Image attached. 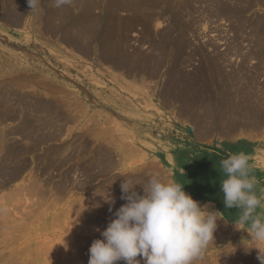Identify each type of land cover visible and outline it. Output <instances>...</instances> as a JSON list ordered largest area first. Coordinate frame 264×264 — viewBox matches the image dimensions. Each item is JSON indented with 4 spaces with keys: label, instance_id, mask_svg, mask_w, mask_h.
Segmentation results:
<instances>
[{
    "label": "bare ground",
    "instance_id": "6f19581e",
    "mask_svg": "<svg viewBox=\"0 0 264 264\" xmlns=\"http://www.w3.org/2000/svg\"><path fill=\"white\" fill-rule=\"evenodd\" d=\"M170 1L172 0H72V3L70 5H64L60 8H56L54 7L53 0H40L38 8H37L38 13H37L36 18H30L31 16L29 14L30 8L28 6L27 0H0V19L1 21L2 20L5 21L6 23L8 22L12 26L14 25V26L19 27L20 25H23L22 27L25 26L26 29H28L30 32H31V28H34L39 33H42V35L44 34L48 36V39L51 40L53 38L54 40L52 41H55L56 45L60 44V47L61 45H65L66 48H68L70 51L68 52L66 49L64 50L60 49L57 51L55 50L56 54L58 53V56L54 59L56 63L58 64H59V60H62L64 62L63 67L66 71L71 72V71H74V69H76L77 70L76 72L79 71L80 73L85 74L90 79V81H93L96 85L102 86V87L107 86V84L104 83L102 79L95 76L94 72L97 74H102V76L110 75V78L112 79V81H114L117 84L120 91L123 90L131 94L130 99H126L123 95L121 96L120 94H118L117 91L113 90L110 92L111 101L115 102V100H119L118 102L120 105L119 107L121 108V111L123 113L124 111H129V112L139 111L137 109L138 107L135 106L134 104L135 103L134 101H136L137 98H139V100L144 101V103H141V106H143L142 104H145V103L147 104L148 101H151V99L153 98V96H155L157 92L156 87L158 85V82L157 83L154 82L156 86L153 87V84H152L153 82H149V79H153L154 77L158 76L160 78V81L163 82L164 84V89L160 88L161 89L160 93L162 92L160 95L162 96L163 105L169 107V105H173L175 102L176 103L179 102L181 104L180 108L183 114L190 113L191 115L196 112L202 115L208 114V118L210 120L206 118L207 124H205V128L198 127L202 129L203 131L201 132V130H197L198 128H196L198 133L195 132V135L199 136L198 139L207 141V138L210 137L208 136V133L212 129L214 130L216 128L215 126L213 127L211 124L217 122V115L219 119L221 118V120L224 121L225 116L228 113L233 112L235 113L234 115L238 121L239 117L237 115L239 113H242V108L248 105L252 107V105L248 104L247 103L248 101L244 99L240 100V96H242L243 90H245V86L247 85L244 84L245 86L242 87L244 89L240 90L241 87L239 86L238 78L236 79L233 78L234 74L235 76H238L236 75L237 71L236 72L234 71V74L232 73L233 75H231L229 84L227 86H226L227 81L220 83V81L218 82L219 79L217 80V82L219 83V86L223 88L220 90L218 89V93L216 94L220 98L218 96H217L218 99L210 97L213 95H210L208 98L207 91L209 88H211V86H213L214 78L213 76L212 78H210L212 79L211 80L212 83L205 82L202 79L204 78L205 74H209V75L217 74L219 76H223V74L221 73V69H223V64L227 59L226 55H220L218 53L214 55H209L207 54L204 47L202 46L193 47L188 37L186 38V35H190V37L191 36L193 37V35H195L194 32L196 31L197 27L200 25L203 26L205 24L204 29H209L210 24L213 21H215L214 19H217V18L218 20L222 19V20H228V21L231 20L232 22H236L237 29L240 30V25H241V28L244 27L247 21V20L245 21V18L242 17L244 12L245 11L248 12L247 9L252 7L254 4L264 3V0H173L174 4L172 8L171 6H169ZM168 19L169 20L171 19V21L169 22ZM163 20H167L169 22L167 25V29L158 31L157 25H159V22ZM252 24L254 23H251V25ZM151 26L153 29H151ZM153 26H156V29H154ZM250 27L249 29H251ZM253 27L259 28L258 24L256 23ZM136 28H138L141 32L139 33V37L136 40V43L134 42L131 43V41L133 40L130 39V33L134 31ZM251 30H253V28ZM257 31L259 30L254 29V32H257ZM261 34L263 35L264 31H261L260 35ZM241 35H243V33ZM251 35H252V32H251ZM261 39L264 40V38H261ZM255 47L256 46H254L253 48ZM261 48L259 47L260 50L259 51L257 50L258 51L257 53L260 55V57L264 58L263 56L264 48L263 49ZM75 53L78 55H75ZM257 53L253 54L252 52L253 55H256ZM243 54L245 53H242V56ZM196 56L202 57L203 60L201 58L200 59L203 61V64L202 65L200 64L201 66L199 70H196V69H195L196 71L187 70L189 62L193 59L192 57H196ZM82 59H84L85 61H83ZM0 61H3V64L2 65L0 64V71H2V69L3 70L5 69L4 68L5 64H7L10 67V69H13L14 67L19 69V67L15 65L14 62H12L11 60L7 58L6 53L3 54L2 51H0ZM85 63L89 64L90 66H87ZM239 66H242V65L238 64L237 67L240 68ZM20 67L23 68L24 65H20ZM97 68L98 70H96ZM114 74H119V76L117 75L118 76L117 77ZM238 74H242V73L240 72ZM23 75H25V78L23 79L21 78L15 79V76L17 75H11V76H7V78L9 77V80L6 78L8 81L5 80L4 83L0 81L1 82L0 83V192L2 189L6 188L7 185H9L11 182L21 178L22 172H24L28 166V162L30 159L29 156L32 155V153L37 148H41L40 144H42L43 142L45 144L46 140H50V139L55 140L57 137H59L60 134L62 135V132H63L62 124H59V122L64 121L63 119L65 117L63 113L61 114V112H63L64 110L65 111L70 110L71 105H73L72 104L73 100H66L62 103H59V100L56 101L55 98H54L55 100L54 99L51 100L49 98L45 99L44 97V100H43L41 96L40 98H38L39 96L36 97L38 94L35 96L34 94L32 95L29 92H24L23 89L28 87V85H30L31 81L32 80L34 81V79H30L29 74L26 75L24 73ZM69 76L72 77V75H69ZM122 77L131 78V81L133 80L134 82L132 81L133 83L131 84V86H129L130 84L127 85L126 82H124ZM22 81L24 82L22 83ZM242 83H241V86H242ZM39 86L40 85H38V87ZM50 86H53V85H50ZM215 88H217V86H215ZM257 88H260V87H257ZM262 89L264 90V88ZM57 90L59 89L57 88ZM62 90L63 89L61 87V91ZM255 93H256V90H255ZM205 95L207 96L208 99L202 97ZM248 97H250V94L248 95ZM260 97L261 96L259 95V98ZM252 98L250 97L249 99H252ZM74 100L78 101L76 98ZM79 105L81 106V104ZM143 107L145 108V106ZM75 109H78V108L75 107ZM243 109H246V108H243ZM77 112L80 113L81 110ZM178 112H180V110H178ZM257 112L254 111L252 113L249 111L246 113V115H249L250 113H252L253 121H256V118H257V121L259 120V123L261 124L264 122V116H263L264 109L259 107V112L258 113ZM210 114L212 115L211 118L209 117ZM190 115H187V116L190 117ZM206 115L205 117H207ZM73 117L74 116H72V118ZM70 118H71V115L69 119ZM193 118L195 119L196 117H193ZM187 119L189 120V118ZM227 121L229 120H225L224 122L227 123ZM115 122H118V121H115L114 119H111L110 121L112 125H114ZM202 122L203 120L201 119L200 121H197L196 124L199 123V125H201ZM231 122H233V120ZM63 125H64L63 126L64 128L66 124L63 123ZM227 126H230V124L228 123ZM227 126H226V129H227ZM236 126H237V122L235 121L234 127L231 126L233 127L235 132H236ZM219 127L221 130H224L222 127H225V125L222 127L221 125H219ZM90 128L89 130H91ZM230 129L231 128H228L227 130H230ZM101 133L97 132V133H93V135H95L96 138L99 139L98 135H100ZM121 133L123 134L124 132H121ZM224 133H225L224 131H222V133L220 132L221 135H225V136L230 134V133H227V134H224ZM128 137H129L128 133H127V136L122 135V146L119 147L120 153L121 155L123 154L124 159H128L130 156H133V157L137 155L140 156L142 153L141 152L142 147L151 148V149L155 148L152 145L148 146L144 140L140 141L139 148L135 146V144L134 145L132 144L133 145L132 146L131 143L129 144L130 141L129 140L126 141L125 139V138L128 139ZM76 139L77 141L74 140V143H76L78 147H75L74 144L73 146L74 148H76L75 156H78L79 154L82 153L80 151L82 147V143L80 141L79 136H77ZM72 143L70 144L71 146H72ZM61 148L62 146L60 148L55 149L57 151L55 156H52V154L54 155L55 153L47 155L46 164L53 163V161L55 160L56 161L59 160L56 164L58 166L62 165L61 166V170H62V167H65L63 166V164L67 162V156H68L70 148L64 149V150H61ZM74 148H71V149H74ZM91 151H92L91 156H93V160L90 158L92 161L89 164V166L87 165L86 167V170L88 172V176L86 180H88L89 178V182L91 181L92 176H95L98 172L103 173L104 171L102 172V169L106 168L108 170L109 169L108 167H110V163H113L111 161V154H110L111 152L104 145L102 146V144L98 143V146L96 145L94 148L91 149ZM71 152L69 153V155L71 154ZM69 157L68 159L73 158L72 156H69ZM70 165L72 164L70 163ZM70 165L68 166L70 167ZM37 166H39V164ZM76 166L77 167L74 170L75 171L77 170L76 173H80L81 165L77 164ZM98 167L99 169L97 171L96 169ZM53 168L54 167H52L51 169L53 170ZM34 169L35 168H33V170ZM61 170L59 169V171ZM90 171H92L91 174H90ZM156 171L159 172V170H156ZM70 172L72 171L71 170L69 171V175L67 174L65 175V173L63 172L64 173L62 175L64 176L63 184L61 182L63 179L60 180L61 182L60 184L59 183L54 184L53 181L55 180L50 173H49V176H45L46 178L42 177L43 180H39L38 178H36L37 176H34L33 174L32 175L29 174V176H26L23 179V183L20 186L10 188L8 193H4V194L1 193L2 195H0L1 196L0 197V236H5V237L2 239V241H0V245L4 244V247L6 249H9L10 246H12L13 244L14 245L16 244L15 239L18 236L22 235L28 230H30L32 234V226L30 222L37 213L39 212L43 213L49 208L51 209L57 203H60L61 199L63 200V197L67 192L72 191L73 188L79 189L81 187L80 182L77 179L80 176V174L76 177L74 173L72 174ZM144 172L145 171H143L142 176L145 175ZM53 173L54 172H52V174ZM72 175L75 176V178L77 179L76 180L77 182H75L74 178L72 180V177H73ZM218 175L220 176V173ZM38 176L41 177V175H38ZM124 179L131 180V181H134L136 179L137 181V176L136 175L127 176ZM221 180L223 179L217 178V181L220 182ZM140 181H141V178L139 182ZM122 182L123 180H120L118 178V179H115L114 181L112 180L111 181L112 184L110 183V185L107 188H104L99 192L97 191L99 190L97 188H96L97 189L96 191L95 190L91 191L92 193L90 192L91 193L90 200L93 198L95 199V201L97 199L100 200L99 197L102 194L108 195L109 198L111 195V197L114 200V204H110L107 202L105 204H102V206L96 209L94 207L96 202L93 199V201L95 202L93 205L94 210L92 213L87 215L86 218L81 217V212L83 209H86L85 207L87 206L89 202L88 203L86 202L87 204H85L84 208H81L84 203L81 204L82 199L81 197H78L77 195L75 197L77 198L75 199L76 202H73V203H76L74 205L75 207L73 206L75 208L73 209L75 210L76 216L73 215L72 217L73 218L78 217V218L77 219L75 218L76 220V221L74 220L75 222L73 221L75 225H74V228L72 229H75V228L78 229V227L82 225V221H84V219H86L85 226H87L88 228H91V230L97 226L107 227L109 222L115 218L114 216L115 211L118 210L124 203H126L125 200H122L120 198L122 195L121 187H120ZM183 182H186V181H183ZM216 187L217 189L218 187L220 188L219 189L220 192L216 195L213 192H208L207 193L208 196L211 198L213 197L223 198V193L221 191V185H217ZM78 189H75V190H78ZM20 198H22V200H18V203L23 204V207L21 208L22 211L21 209L20 211L18 210L15 211V208L14 209L11 208L12 206H10V204L8 207L7 205L8 202L15 201V199L17 200ZM34 206L37 208L36 209L37 212L34 211L33 209H30ZM110 208L112 209V211H109ZM87 209H88V206H87ZM42 213L40 214L42 215ZM72 217L70 218L69 216L70 223L72 222L71 221ZM56 218H58V223L57 221L55 222L59 224L60 217L58 216V217H55L54 219ZM51 221H54V220H51ZM219 222L221 223L220 220ZM220 223L217 226V229L219 231H224V227L222 226L223 224L222 223L220 224ZM59 226L57 225V227ZM54 227L56 226L54 225ZM67 228L68 226L66 225V229ZM69 228H71L70 225H69ZM69 228L67 230H69ZM217 229L216 231H218ZM46 230H49V229H46ZM71 231L72 230H69L68 232L70 233ZM73 236L75 237H72L73 239H71L70 242H71V246L74 248V251H72L74 256L71 255L72 258L69 261H67L68 262L67 263L66 261H64L65 260L64 256L61 253L63 257L62 261H64L66 264H69L72 261H79L78 260V258L80 257L79 239L81 238L79 234L77 235V232H75ZM46 238L43 237L42 240H45L44 242L49 240ZM62 239L64 240V238H61V240ZM42 240H41V244L43 243ZM58 242H61V241L59 240ZM58 242L56 243L58 244ZM50 244H51V241H50ZM17 245H18V242H17ZM65 245L63 246L65 247ZM42 246H45V244ZM42 246L40 245L39 247L42 248ZM46 247H49V246H46ZM43 248L45 249L46 254L50 252L48 251L47 253L46 248L45 247ZM59 248H60V245H59ZM29 249L30 248L28 246H21L20 249H17V250L13 249L12 251L10 250L9 255H0V264H15L19 262V260L21 259L20 255H23V253L28 252ZM56 251L57 253H59L58 249ZM69 252L70 253L65 252V254L67 255V253L68 254L72 253L71 251ZM242 252H241V255L244 254ZM245 255L248 256V254H245ZM250 256L253 257L252 254H250L249 257ZM27 257L28 255L26 254L25 256H22V258H27ZM69 258L70 257L67 256V259ZM247 264H250V263H247Z\"/></svg>",
    "mask_w": 264,
    "mask_h": 264
},
{
    "label": "rangeland",
    "instance_id": "374dc122",
    "mask_svg": "<svg viewBox=\"0 0 264 264\" xmlns=\"http://www.w3.org/2000/svg\"><path fill=\"white\" fill-rule=\"evenodd\" d=\"M173 2H174L173 0L169 2V6H171V8L173 7V4H174ZM247 10H248V12L245 11L244 14L242 15V17L245 18V21L247 20L246 24L242 28L240 25V30L237 29V23L236 22H232L231 20H229V21L228 20H222V19L218 20V18H217V19H214L215 21H213L210 24L209 29H204L205 24L203 26L200 25L201 28H200V26H198L196 31H195L197 34L194 32L195 35H193V37L192 36L190 37V35H186V38L188 37V39L190 40V43L193 47L194 46L195 47H197V46L204 47L207 54H209V55H214L216 53H218L220 55H226L227 59L223 64V69H221V73L223 74V76H219L217 74L216 75L205 74L204 78L202 79L205 82H211L212 83V81H211L212 79H210V78H212V76L214 78V81H213L214 87L211 86V88H209L207 91L208 98L210 95H213L210 97L218 99L219 96L216 95L218 93V89L219 90L223 89L222 87L219 86L218 82L220 81V83H222L224 81H227L226 82V86H227L229 84V80H230L231 75L234 74V71L235 72L237 71L236 75H238V76H235V74H234L233 78L234 79L238 78L239 86L241 87L240 90L244 89L242 87H244L245 85H247V86L249 85L248 88H247V86H245V90H247V89L248 90L247 91L243 90V94H242V96H240V100L244 99V100L248 101L247 102L248 104L256 105V106H259L260 108L264 109V100H263L264 98H262V97H264V95H263L264 90L262 89V88H264V58L260 57V55L257 53L260 50L259 47L260 48L262 47L261 49L264 48V40L261 39V38H264V34L260 35V32L264 31V3L254 4L252 7L248 8ZM37 13H38L37 10L31 11V9H30V12H29V14L31 15L30 18H36ZM168 21L170 22L171 19L170 20L168 19ZM168 21L167 20L160 21L159 25H157V30L158 31L166 30L167 25L169 23ZM254 21H256V22H254ZM251 23H254V24L251 25ZM255 23L258 24L259 28L253 27L255 25ZM20 26L19 27L14 26V25L12 26L8 22L6 23L3 20L1 21V19H0V51H2L3 54L6 53L7 58L9 60H11L12 62H14L15 65H17L19 67V69L15 68V67L13 69H10V67L7 64H5V66H4L5 69L4 70L2 69V71H0V81L4 83L5 80H7V79L9 80V77L7 78V76H11V75H17V76H15V79L16 78L23 79V78H25V75H23L24 73L26 75L29 74L30 79H34V81L32 80L31 84L28 85V87H26L25 89H23L24 92H29L32 95L34 94L35 96L38 94L36 97L39 96L38 98H40V96H41V98L43 100H44V97H45V99L49 98L51 100H53L55 98L56 101L59 100V103H62L66 100H73V103H72L73 105H71L70 110H67V111L64 110L63 112H61V114L63 113L65 118L63 119L64 121L59 122V124H62V130L64 132V133L62 132V135L60 134L61 136L59 135L60 138L57 137L55 140L54 139L53 140L52 139L46 140L48 142L45 141V144H44V142L42 144H40L41 148H37L32 153V155L29 156L30 159L28 162V166H27L26 170L24 172H22L21 178L11 182L9 185H7L6 188L2 189L0 192V195H2L4 193H8L10 188L20 186L23 183V179L26 176H29V174L30 175L33 174L34 176H37L36 178H38L39 180H43L42 177L46 178L45 176H49V173H50L55 180V181H53L54 184H56V183L60 184L61 182L63 184L64 183V176H62V175L66 171L67 172L65 173V175L66 174L69 175V171L71 170L72 172H70V173H72V174L74 173V175H76V177L80 174V176L77 179L79 180L81 187L79 189L75 188L78 190H75L73 188L72 191L67 192L64 195L63 200L61 199V202L57 203L51 209L49 208L48 210H46L43 213L42 212L37 213L35 215L36 217L34 216L35 218L33 217V219L30 222V224L32 226V234H31L30 230H28L27 232L18 236L15 239L16 244L15 245L13 244L12 246H10L9 249H6L4 247V244H1L0 245V255H9L10 250L11 251L13 249L17 250V249H20L21 246H28L30 248L28 250V252H25V253H23V255H20L21 259L19 260V262L15 263V264H63V263L66 264L64 261H66V262L69 261L72 258L71 255H73L72 251H74V248L71 246L70 240L73 239L72 237H75L73 235L75 234V232H77V235L79 234V236L81 238V239H79L80 257L78 258L79 261H72L71 260L72 262H70L69 264H88L89 251H87V250H89L90 245H91V243H93L94 240L102 239L101 232L104 229H106L107 227H98L97 226L91 230V228H88L87 226H85L86 225V219H84V221H82V225L79 226L78 229H76V228L72 229V228H74V225H75V223H73V221L75 220V218L76 219L78 218V217H75L76 214H75V210H74L75 209L74 205L76 203H73V202H76L75 199H77V198H75V197L77 195H78V197H81V199H82L81 204L84 203L81 208H84L85 204H87L89 202L87 204L88 209L86 206L85 207L86 209H83L81 212V217L86 218L87 215H89L90 213L93 212V210H94L93 205L95 202L96 203H95L94 207L97 209L98 208V207H96L97 205L102 206V204L107 203V202H105L104 198H106V199L109 198L108 195H104V194L101 195V193H100V195H101L99 197L100 200H98L96 198L97 200L95 201V199L93 198L95 201L94 202L93 199L90 200V198H91L90 195L92 193L91 191H94V190L96 191L97 189H99V190H97L99 192L102 189L107 188L110 185L112 180L114 181L115 179H118V178L120 180H124V175L127 172H129L130 170L134 171L139 167V165L141 163V159H140L141 157L140 156H138V155L135 157L130 156L128 159H124L123 154L121 155L119 147L122 146V135L127 136V133H128L129 137H128V139L125 138L126 141L129 140L130 141L129 144L130 143H131V145L135 144V146H137L138 148L140 146V141H142V140H144L145 142L147 140L153 141V142H155L157 140H166V141L176 140L177 142H182L181 140H183V139L184 140L189 139L190 143H192L193 148H194L196 153H199L200 151H202V152H211L212 154H222L225 152V150L223 149L224 148L223 145L226 144V141H227L226 139H235V137H236V134H235L233 127H234L235 121L237 122V119L234 115L235 113H233V112L228 113L225 116L224 121L229 120V121H227V123L222 121L221 118L219 119L218 115H217V122L211 124L213 127L215 126L216 128L214 130L212 129L208 133V136H210L211 138L208 137L207 141L198 139L199 136L198 135L196 136L195 132H197V130H201V132L203 131L202 129H200L198 127H204L205 128V124H207L206 118H208V114L202 115V114H199L198 112H196L197 114L193 113L191 115H190V113L189 114L188 113L183 114L181 112V108H180L181 104L179 102L178 103L175 102L173 105H169L170 108L168 106L163 105L162 96L160 95L162 92L160 93V91H161V89H164V84H163V82L160 81V78L158 76L154 77L153 79H149V82H153L152 83L153 87L156 86L154 82H156V83L158 82V85L156 87L157 92H156L155 96H153L151 101H148L147 104L146 103L142 104L143 106H145V108L143 106H141V103H144V101L139 100V98H137L136 101H134L135 102L134 104H135V106L138 107L137 109L139 111H137V112L124 111V113H123L121 111V108L119 107L120 106L118 103L119 100H115V102L111 101L110 92L113 90L117 91L118 94H120L121 96L123 95L126 99H130L131 94L129 92H126L123 90L120 91L117 84L114 81H112V79L110 78V75L102 76V74H97L94 72L95 76L102 79L104 81V83L107 84V86L102 87V86L96 85L93 81H90V79L85 74H82L79 71L76 72L77 71L76 69H74V71H71V72L66 71L63 67L64 62L62 60H59V64H58V63H56V61L54 59L58 56V53L56 54L57 50L66 49L68 52L70 51L68 48H66L65 45H61V47H60V44L56 45L55 41H52V40H54L53 38L51 40L48 39V36H46L44 34L42 35V33H39L36 29L31 28V32H30L28 29H26L25 26L24 27H22L23 25H20ZM35 26H37V25H35ZM153 27H154V29H156V26H153ZM249 27L251 29L253 28V30L249 29ZM151 29H153L152 26H151ZM254 29L255 30L257 29L259 31L254 32ZM140 32L141 31L138 28H136L134 31H132L130 33V39L133 40V41H131V43L132 42L136 43V40L138 39ZM251 32H252V35H251ZM242 33H243V35H241ZM239 35H241V36H239ZM241 37H242V39H241ZM240 40H242V41H240ZM258 44H259V46H258ZM254 46H256V47L253 48ZM241 50H243V51H241ZM252 52H253V54H255V53H257V54L253 55ZM242 53H245V54H243V56H242ZM75 55H78V54L75 53ZM254 56H256L257 58ZM196 57H197V59H196ZM196 57H192L193 61L191 60L192 62L191 61L189 62L187 70H189V71H192L195 69L199 70L200 66L203 64V61H202L203 59L201 56H196ZM246 57H247V59H246ZM82 60L85 61L84 59H82ZM0 64L2 65L3 61H0ZM81 64H83V63H81ZM238 64H240L242 66H239L240 68H238L237 67ZM20 65H24V67L22 68V67H20ZM86 65L90 66L89 64H86ZM96 70H98V68ZM247 71L250 73H248ZM240 72L242 74H238ZM255 72H256V74H255ZM229 73H231V74H229ZM228 74H229V76H228ZM69 75H72V77H70ZM114 75L119 76V74H114ZM20 76H22V77H20ZM220 77H222V78H220ZM122 78H123L124 82H126L127 85L130 84L129 86H131V84L134 82L133 80H132L133 82L131 81V78H128V77H126V78L122 77ZM156 78H157V80H156ZM252 78H254V79H252ZM241 79H243L245 82ZM217 80H218V82H217ZM240 81H241V83L243 82L242 86H241ZM23 82L24 81H22V83ZM214 84H216V85H214ZM38 85H40V86L38 87ZM50 85H53V86H50ZM215 86H217V88H215ZM61 87L64 90V91L62 90L63 92L61 91ZM257 87H260V88H257ZM57 88L59 90H57ZM26 89H27V91H26ZM255 90H256V93H255ZM56 92H58V93H56ZM244 92H246V93H244ZM60 94H62V95H60ZM73 94L75 95V97ZM249 94H250V97L251 98L253 97L254 99L253 98L249 99L250 98V97H248ZM259 95L261 96L260 98H259ZM71 96H73L74 98ZM207 96L205 95L202 97L208 99ZM75 98L78 101L74 100ZM75 102L77 105L75 104ZM79 104H81V106ZM75 107L78 109H75ZM82 108H84V109H82ZM80 110H81L82 114L84 112L85 113L82 115L81 112L80 113L77 112ZM178 110H180V112H178ZM74 114L75 115L77 114L76 116H78V117H76ZM239 114H241V115H239ZM239 114L237 116L241 117L242 113H239ZM70 115H71V118L69 119ZM187 115H190V117ZM197 115H199L200 117ZM205 115L207 117H205ZM72 116H74V117L72 118ZM211 116L212 115L210 114L209 117L211 118ZM193 117H196V118L194 119ZM67 118H68V120H67ZM187 118H189V120ZM111 119H114L115 121H118V122H115L114 125H112V123H110ZM201 119L203 120V122H202L203 125L202 124L199 125V123L196 124V122L200 121ZM208 120H210V119L208 118ZM220 120L222 121L223 124L221 123ZM232 120H233V122H231ZM63 123L66 124L64 128H63V126H64ZM228 123L230 124V126H227ZM59 124H57V125H59ZM100 125H102L103 127ZM219 125H221V127L225 125V127H222L224 130H221ZM116 126H117V128H116ZM226 126H227V129L228 128H231V129L227 130ZM231 126H233V127H231ZM113 127H115V128H113ZM72 128H73V130H72ZM89 128L91 130H89ZM196 128H198V129L196 130ZM97 129H98V131H97ZM109 130H111V131H109ZM101 131H102V133H101ZM222 131L225 132L224 134H227V133H230V134L227 136L221 135L220 132L222 133ZM97 132L101 133L100 135L97 134L99 139H97L96 136L93 135V133H97ZM121 132H124V133L122 134ZM77 136L80 137V141L82 143V147L80 150L82 153L79 154L78 156H75V154H76L75 149L76 148H74V146L75 147H78V146L76 145V143H74V140L77 141V139H76ZM104 137H106V138H104ZM106 142L107 143L109 142V143L107 144ZM21 143H23V142H21ZM71 143H72V146L74 144L73 147L70 145ZM98 143H100V144H102V146L104 145L105 147L108 148V150L111 152L110 153L111 154V161L113 163H110V167H108L109 168L108 170L106 168L102 169V172L104 171L103 173L98 172L95 176H92L91 181L89 182V178H88V180H86L87 176H88V172L86 170V167H87V165L89 166V164L93 160V156H91L92 155L91 149L94 148L96 145L98 146ZM57 145H59V146H57ZM61 146L63 148V149L61 148V150L70 148L69 153L73 150L70 155L68 153L67 162L65 164H63V166H65V167H62V170H61L62 165L61 166L59 165L60 166V168H59V166L56 164L59 160H57V161L55 160V161H53V163H47L46 164L47 155L55 153L54 155L52 154V156H55L57 153V151L55 149L60 148ZM71 148H74V149H71ZM135 150H137V149H135ZM42 153H43V155H42ZM33 156H35V157H33ZM69 156H72L73 158L68 159ZM69 158H71V157H69ZM34 159H36V160H34ZM75 159H76V161H75ZM37 160H38V162H37ZM40 160H41V162H40ZM68 161H70V162H68ZM70 163L72 165H70ZM36 164L37 165L39 164V166H37ZM51 164H52V166H51ZM77 164L81 165L80 173H76L77 170L76 171L74 170V169H76ZM68 165H70V167ZM52 167H54L53 170L51 169ZM55 167L58 170H56ZM33 168H35V169L33 170ZM49 169L51 172L49 171ZM59 169L61 171H59ZM98 169H99V167L96 170L98 171ZM45 170L47 173L45 172ZM73 170H74V172H73ZM52 172H54V173L52 174ZM91 173H92V171H90V174ZM135 174H137V173H133V175H131V176H134ZM38 175H41V177ZM73 178H74L75 182H77L76 181L77 179L75 178V176L72 177V180H73ZM60 180H62V181L60 182ZM22 198L17 199V200L15 199V201L8 202L7 203L8 207L10 204V206H12L11 208H13V209L15 208V211H17V210L20 211V209L23 207V204L18 203V200H22ZM71 204H73V205H71ZM30 209H33L34 211L37 212V210H36L37 208L35 206L30 208ZM21 211H22V209H21ZM66 211H68V212H66ZM72 212H73V214H72ZM40 213H42V215ZM73 215H75L74 216L75 218L72 217ZM58 216L60 217L59 218V224H57L58 218L54 219L55 217H58ZM69 216H70V218L72 217L71 223L69 222V220H70ZM259 216H261V218H264V208H260ZM51 218H53V219H51ZM51 220H54V221H51ZM55 221H57V223ZM52 223H53V225H52ZM54 223H56V224H54ZM65 224L68 226V228L70 225L71 228H69V230H72L71 232H73V231L74 232L69 233L68 232L69 230H67L68 228L66 229ZM54 225L56 227H57V225L58 226L60 225V226L56 228V227H54ZM46 229H49V230H46ZM87 229H89V230H87ZM97 229H99V231H97ZM224 230H225V228H224ZM236 231H238L237 236L233 235ZM218 232L221 233L223 231H218ZM228 234H229V236H226V233L222 234L221 236H214L213 239L208 243L206 248L202 251L201 255L193 261V264H241V263L242 264H245V263L246 264L247 263L252 264L253 261H254L253 264H260V262H257L258 261L257 260L258 250L257 249H251L252 247L255 246V244L249 235L248 227L242 226V228H240V230L236 229L233 232L229 231ZM93 235L96 237H94ZM4 237L5 236H0V241H2V239ZM43 237H45V238L47 237L46 239H49V240L44 242L45 240H42ZM61 238H64V240L63 239L61 240ZM40 239L43 242L42 244H41ZM59 240L61 242H58ZM50 241H51V244H50ZM64 241H66V242H64ZM17 242H18V245H17ZM56 242H58V244L60 245V248ZM63 242H64V244H63ZM60 243H62L63 245L66 244L65 247ZM44 244H45V246H42ZM48 244H50V245H48ZM37 245H38V247H37ZM40 245L42 246V248L39 247ZM46 246H49V247H46ZM67 246L69 248L71 246L70 250ZM43 247L46 248L47 253H48V251H50V252L48 254H46L45 249ZM87 247H89V248H87ZM38 248H40V249H38ZM56 248L58 249L59 253H57ZM54 249H56V250H54ZM248 249H251V250L249 251ZM68 250L71 251L72 253L68 254V253H70ZM83 250H84V252H83ZM65 252H68L67 255L65 254ZM241 252L244 254L241 255ZM61 253L64 256V259H65L64 261H62L63 257H62ZM25 254L28 255V257L22 258V256H25ZM35 254H37V255H35ZM245 254H248V256ZM250 254H252L253 257L252 256L249 257ZM67 256H69L70 258L67 259ZM137 259H141V258L137 257ZM246 260L249 262H247ZM118 263L124 264V261H118L117 264Z\"/></svg>",
    "mask_w": 264,
    "mask_h": 264
},
{
    "label": "clouds",
    "instance_id": "9594fccd",
    "mask_svg": "<svg viewBox=\"0 0 264 264\" xmlns=\"http://www.w3.org/2000/svg\"><path fill=\"white\" fill-rule=\"evenodd\" d=\"M39 2L27 0L31 11L37 10ZM71 3L53 0L56 8ZM220 164L226 176L221 180L223 203L227 209L241 210L233 225L237 230L240 225L248 226L255 244L251 249L258 250L257 260L264 264V218L256 214L264 208V194L258 196L254 191L256 179L250 176L248 157L233 154ZM120 187V198L126 203L101 232L103 238L91 244L88 264H193L213 239L220 211L194 199L184 185L151 174L143 184L124 179ZM104 200L114 204L111 195Z\"/></svg>",
    "mask_w": 264,
    "mask_h": 264
},
{
    "label": "crops",
    "instance_id": "0c3cea01",
    "mask_svg": "<svg viewBox=\"0 0 264 264\" xmlns=\"http://www.w3.org/2000/svg\"><path fill=\"white\" fill-rule=\"evenodd\" d=\"M243 108L242 116L241 118L239 117L237 121L236 137L235 139H226V144L223 145V149L225 150L224 153L212 154L211 152L202 151L196 153L189 139H183L181 140L182 142H177L176 140H157L155 142L147 140L145 143L155 148L142 147V153L140 155L141 163L139 167L134 171L130 170L127 172L124 178L133 175V173H137L135 174L137 176V181L136 179L134 181L139 185L143 184L151 174H158L163 180L167 181L169 179L168 181L180 183L182 185L185 184V191L190 193L194 199L200 201L202 204L211 203L212 210L220 211L219 218L225 230L219 233L217 229L219 234L216 232L214 236H221L224 233H226V236H229V231L233 232L236 230L233 223L238 220L241 215V210L235 207L227 209L223 203V198H211L207 194L208 192H213L215 195L218 194L220 188L218 187L217 189L216 186L221 185V181H217V178H226L225 174L222 172L220 162L230 155L244 153L249 160L250 176H254L256 179L254 191L258 196L264 194V122L260 124L257 118L256 121H253L252 113L254 111L259 112V106L252 105V107H250V105H248ZM249 111L252 113L246 115ZM142 170L145 171L144 176L146 178L142 176ZM156 170H159L161 175ZM219 173L221 177L218 175ZM140 178L142 181H140L141 183L139 182ZM259 210L260 208L257 209V215H259ZM219 223L218 221V225ZM242 226L248 227L247 225H240V228H242ZM237 232L238 231L233 235L237 236Z\"/></svg>",
    "mask_w": 264,
    "mask_h": 264
}]
</instances>
